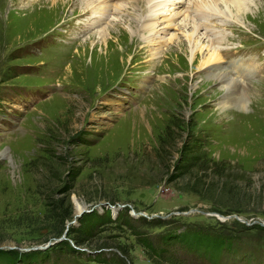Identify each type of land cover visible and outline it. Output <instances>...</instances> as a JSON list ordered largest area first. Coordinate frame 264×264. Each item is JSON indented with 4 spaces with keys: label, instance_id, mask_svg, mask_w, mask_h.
<instances>
[{
    "label": "rangeland",
    "instance_id": "1",
    "mask_svg": "<svg viewBox=\"0 0 264 264\" xmlns=\"http://www.w3.org/2000/svg\"><path fill=\"white\" fill-rule=\"evenodd\" d=\"M29 1L0 0V99L8 90L28 102L18 127L0 134V264L79 262L68 250L74 244L109 254L94 264H264V80L246 107L220 109L219 80L198 74L202 55L191 61L177 44L195 36L186 25L166 49L159 81L136 105L108 114L99 99L128 83L126 72L134 81L139 74L131 63L142 36L132 34L135 14L109 23L104 43L87 34L62 45L51 40L56 30L50 39L39 35L67 13L69 0ZM246 19L264 38V8ZM136 83L131 90L141 91ZM16 114L0 107V133ZM113 203L125 211H85ZM171 230L191 254L161 241ZM192 230L226 240L185 239ZM36 244L48 258L25 256Z\"/></svg>",
    "mask_w": 264,
    "mask_h": 264
},
{
    "label": "bare ground",
    "instance_id": "2",
    "mask_svg": "<svg viewBox=\"0 0 264 264\" xmlns=\"http://www.w3.org/2000/svg\"><path fill=\"white\" fill-rule=\"evenodd\" d=\"M55 1H57L59 3L60 0H50V2H52V3ZM62 1H64V0H61L60 2H62ZM83 1L86 4V8L89 11H91L93 13L97 12L98 14H101L104 11H107L109 5H114V3L106 2V0H95V2L93 4H90V0H83ZM115 1H116L115 3H117L118 5L120 4L119 0H115ZM57 2H55V3H57ZM221 2L227 6V11H229L230 14L231 13L239 14V15L242 14V16L244 17V18L243 17L242 18L246 20V18H247L246 9L248 8V5H245V3L242 2V0H221ZM192 3H193L195 8L201 7V3L196 1V0H193ZM113 9L116 11L118 10V8H114V7H113ZM168 12L170 13V10ZM48 15H49L48 13H46V12L44 13V16L48 17ZM111 15L112 14L97 16L89 24L97 23V22L101 21L102 18L109 19V18H111ZM150 22H151V18L148 17L147 21H145L141 24V27L146 28V26ZM172 23H174V22H172ZM182 25H184V24H180V23L178 24V26H182ZM191 29H194V28H191ZM182 30H184V28ZM186 30H187V28H186ZM108 31H109L108 24L107 25L103 24V26H101L98 30H95L94 32H91L89 34L95 35L97 37L99 36L100 41L102 43H104L105 38L107 39L106 36L108 34ZM89 36H91V35H89ZM89 36L87 38H90ZM162 37L163 36H160L159 38H157L155 40L156 43H161L162 41H159V39L162 40L161 39ZM192 37H191V34L186 35V43H185L186 45L185 44L182 45V43H180L179 41L177 42L180 50H184V46H185V49H188L191 61L195 60V57L199 55V54L197 55V53H200L202 55L200 61L198 62L199 66H202L204 64H208L211 61L220 60V55H219L217 49L215 47L210 46L209 40L211 39V35L208 34L207 38L205 37L206 40L202 39L198 34H195V36L193 38ZM176 38H177V36H176ZM101 39H103V40H101ZM238 63H240V62L232 61L231 67H232L234 73L241 74L246 70L242 69L241 66H243V65L238 64ZM206 76L208 78L212 77V79L214 78L216 80L223 77V79H222L223 82L219 87L221 89L225 90L226 92L224 93V96L220 99V101L218 102L220 109H224L225 106L228 104H231V102H233L238 107H246V101L244 100V96L248 95L250 92L244 93L243 91H241L240 93H233L230 88H232V86L236 85V83L234 81L235 78L233 76H231L227 71H218V72L211 73V74L209 73V74H206ZM80 212H81V207H79V205L77 204V214Z\"/></svg>",
    "mask_w": 264,
    "mask_h": 264
},
{
    "label": "trees",
    "instance_id": "3",
    "mask_svg": "<svg viewBox=\"0 0 264 264\" xmlns=\"http://www.w3.org/2000/svg\"><path fill=\"white\" fill-rule=\"evenodd\" d=\"M87 213L90 216L96 217L94 211H90V212H87ZM106 216L108 217L107 214H106ZM58 235H60V232L59 231H55V232L50 233V235H47V237H50V236H58ZM188 237H189V239L192 238V239H195V240H198L199 238H201V239H204L205 241H210V243H212V242H217L218 243L220 241L219 239H221L220 236L210 235V234H204L203 235V234H201V232H190V233L187 234V237H185V239H188ZM84 240H87L86 242H89V240H88L87 237H82V238L77 239V240H74V241L75 242H84ZM140 241L144 243V240L142 238L140 239ZM94 244L95 245H98V246H101V245L107 244V241H100V242L99 241H96V243L94 242ZM69 248L72 249L70 246H69ZM0 251H5V250H0ZM29 254L30 253H25V256L29 258L30 257ZM85 259L92 260V261H95V262H102L101 260H99V258H98L97 255H95V256L88 255Z\"/></svg>",
    "mask_w": 264,
    "mask_h": 264
},
{
    "label": "water",
    "instance_id": "4",
    "mask_svg": "<svg viewBox=\"0 0 264 264\" xmlns=\"http://www.w3.org/2000/svg\"><path fill=\"white\" fill-rule=\"evenodd\" d=\"M91 209H92V207L85 209V211L87 212V211H90ZM38 245L39 244L33 245V247H42V245L41 246H38Z\"/></svg>",
    "mask_w": 264,
    "mask_h": 264
}]
</instances>
